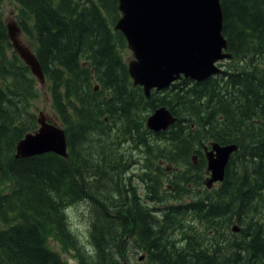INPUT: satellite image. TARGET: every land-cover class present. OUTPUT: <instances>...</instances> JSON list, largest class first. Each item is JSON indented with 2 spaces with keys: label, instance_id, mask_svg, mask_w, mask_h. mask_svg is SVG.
I'll use <instances>...</instances> for the list:
<instances>
[{
  "label": "trees",
  "instance_id": "obj_1",
  "mask_svg": "<svg viewBox=\"0 0 264 264\" xmlns=\"http://www.w3.org/2000/svg\"><path fill=\"white\" fill-rule=\"evenodd\" d=\"M1 1L0 264H72L49 237L74 264H127L141 251L148 264H264V0H221L228 67L150 98L121 53L118 0H13L68 157L16 155L39 127L40 83L13 49ZM163 105L178 119L153 132L147 118ZM213 141L238 149L208 188ZM77 203L89 204L88 250L67 213Z\"/></svg>",
  "mask_w": 264,
  "mask_h": 264
},
{
  "label": "water",
  "instance_id": "obj_2",
  "mask_svg": "<svg viewBox=\"0 0 264 264\" xmlns=\"http://www.w3.org/2000/svg\"><path fill=\"white\" fill-rule=\"evenodd\" d=\"M122 16L115 24L121 31L134 58L128 70L135 85H141L147 98L152 91H161L182 78L203 81L219 74L218 65L229 60L228 40L223 34L224 15L220 0H119ZM12 46L29 65L41 84L45 77L36 54L25 45L21 28L16 22L7 23ZM165 105L158 107L147 119L154 132L168 130L176 121ZM39 128L29 132L17 145L18 157L47 152L68 156L65 130L48 121L44 113L38 117ZM205 148L207 187L212 188L225 178L226 168L237 144L211 142ZM198 155L192 157L198 163ZM239 232V225L233 226ZM144 256L140 257L142 260Z\"/></svg>",
  "mask_w": 264,
  "mask_h": 264
},
{
  "label": "rangeland",
  "instance_id": "obj_3",
  "mask_svg": "<svg viewBox=\"0 0 264 264\" xmlns=\"http://www.w3.org/2000/svg\"><path fill=\"white\" fill-rule=\"evenodd\" d=\"M1 7L4 12V18H5L6 23L15 22V20L16 21L18 20L17 19L18 4L17 3H15L13 0H2ZM21 40L24 43L27 42V38L23 33L21 34ZM121 53H122L124 60H126V62H129L130 60L134 58L132 51L128 47H125L124 49H122ZM224 63L225 64L223 68L226 69L229 63L228 61H224ZM39 87H40L39 97L36 98V100H34V108H35L36 114L39 115L42 112L48 118L49 121L58 123V121L55 119L56 114L54 113L52 106H51L50 93H49L46 83L45 84L40 83ZM135 156H137V158H140L141 154L138 152V154H135ZM140 164H142V162L138 161L137 163H135L134 166H140ZM133 171L139 172V169L135 168L133 169ZM85 204L86 206H88V208H86V206L82 207L83 204L81 205L80 203H77L73 206H70L67 210V213L70 219L71 226L76 230V234L80 236L82 245L85 246L86 249L88 250L89 249L88 231L90 227V212H89V204L88 203H85ZM165 205L166 203H162L160 205L153 204V207H162ZM50 243L55 250H58L62 254V257H64L65 260H67L68 262L72 264L75 263V256L73 253L63 248L62 245L58 243L56 240H54L53 238L50 239ZM144 254L145 252H142V251L135 254L133 257H131L130 262H129V256H128L127 264H148L146 257H144L142 260L139 259L140 256H144Z\"/></svg>",
  "mask_w": 264,
  "mask_h": 264
},
{
  "label": "bare ground",
  "instance_id": "obj_4",
  "mask_svg": "<svg viewBox=\"0 0 264 264\" xmlns=\"http://www.w3.org/2000/svg\"><path fill=\"white\" fill-rule=\"evenodd\" d=\"M220 2H221V0H220ZM15 22L18 24V26L21 28V31L24 33L23 28L21 27V25H20V23L18 22V20H17V21L15 20ZM231 59H232V58H231ZM229 60H230V59H229ZM224 64H225V63H224ZM40 65H41V64H40ZM222 66H223V65H222ZM41 68H42V66H41ZM42 70H43V68H42ZM189 79H190V78H189ZM133 83H134V82H133ZM165 106H166V105H165ZM155 110H156V109H155ZM155 110H154V111H155ZM154 111H153V112H154ZM153 112H152V113H153ZM152 113H151V114H152ZM151 114H150V115H151ZM173 114H174V113H173ZM150 115H149V116H150ZM149 116H148V117H149ZM37 117H38V116H37ZM147 119H148V118H147ZM66 140H67V135H66ZM237 149H238V145H237ZM134 152H135V151H134ZM234 152H235V151H234ZM67 153H68V155H69V152H68V142H67ZM125 153H126V152H125ZM127 155H128V154H127ZM232 155H233V154H232ZM129 156H130V155H129ZM64 157H65V156H64ZM67 157H68V156H67ZM132 159H133V158H132ZM124 160H125V159H124ZM126 161H128V160H126ZM132 172H133V171H132ZM127 176H128V175H127ZM129 178H130V177H129ZM123 180H124V179H123ZM176 181H177V180H176ZM220 183H221V182H220ZM143 200H144V199H143ZM143 200H142V201H143ZM67 207H68V206H67ZM68 208H69V207H68ZM68 208H67V209H68ZM233 224H234V223H233ZM51 238H52V237H51ZM51 238L49 237V241H50ZM82 242H83V241H82ZM133 249H134V248H133ZM128 250H129V249H128ZM127 253H128V252H127ZM137 253H138V252H137ZM137 253H136V254H137ZM133 254H134V253H133ZM134 255H135V254H134ZM145 255H146V254H144V257H146ZM140 257H141V256H140ZM139 259H140V258H139Z\"/></svg>",
  "mask_w": 264,
  "mask_h": 264
},
{
  "label": "flooded vegetation",
  "instance_id": "obj_5",
  "mask_svg": "<svg viewBox=\"0 0 264 264\" xmlns=\"http://www.w3.org/2000/svg\"><path fill=\"white\" fill-rule=\"evenodd\" d=\"M130 76V75H129ZM131 79V78H130ZM140 153V152H139ZM136 154H138V153H136ZM141 155H142V153H140ZM134 158H136L137 159V161H141L142 160V158H141V156H140V158H137V156H134Z\"/></svg>",
  "mask_w": 264,
  "mask_h": 264
}]
</instances>
